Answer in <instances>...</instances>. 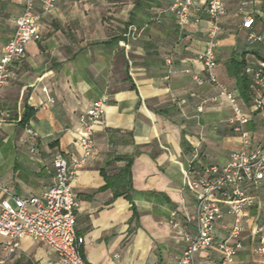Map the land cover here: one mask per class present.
I'll return each instance as SVG.
<instances>
[{"label": "crops", "instance_id": "0c3cea01", "mask_svg": "<svg viewBox=\"0 0 264 264\" xmlns=\"http://www.w3.org/2000/svg\"><path fill=\"white\" fill-rule=\"evenodd\" d=\"M171 1L58 0L54 11L38 10L41 38L11 65L0 90V198L11 203L2 189L41 196L54 183V158L81 156V118L94 101L107 99L93 154L73 182L76 233L88 264H178L185 244L172 214L184 224L195 211L186 171L199 163L223 166L241 145L228 100L209 82L197 86L193 80L206 79L198 54L207 43V0H192L193 17L184 27L164 12ZM224 7L215 74L237 97L250 120L247 130L260 142L264 111L253 110L251 92L249 102L242 96L237 66L264 60L247 39L250 31L264 30V0H224ZM22 12L20 0H0V59ZM247 18L254 25L245 26ZM28 127L38 134L33 142ZM222 209L217 240L229 236L233 223L228 207ZM261 215L259 206L246 211L245 230L236 239L243 249L230 264H259L250 231ZM6 241L0 235V264H46L57 257L29 237L10 254ZM195 259L223 262L216 246Z\"/></svg>", "mask_w": 264, "mask_h": 264}, {"label": "built area", "instance_id": "2783aa9c", "mask_svg": "<svg viewBox=\"0 0 264 264\" xmlns=\"http://www.w3.org/2000/svg\"><path fill=\"white\" fill-rule=\"evenodd\" d=\"M57 1L20 0L23 12L16 21L15 33L4 47L0 59V90L10 78L11 65L24 58L26 46L30 42L41 38L37 11H54ZM193 6L192 0H172L164 12L173 15L178 25L184 27L190 24ZM206 13L209 23L207 43L198 54L206 79L194 75L193 80L197 86L209 82L218 88L219 96L228 100L234 114L232 131L240 139L241 145L230 153L228 163L223 166L199 163L186 171V186L194 198L195 211L186 216L184 224L176 220V213L172 214V224L181 231L185 244L178 264H196L195 255L214 246L222 253V264L232 263L243 249V243L236 239L245 230L246 211L256 206L262 208V215L254 222L250 237L257 242L259 264H264V135L260 142L254 141L246 128L249 117L244 114L234 93L215 74L216 49L222 31L221 19L225 14L224 0H207ZM199 21L196 18L195 23ZM254 22V18H247L245 26L251 27ZM247 39L251 44H264V30L259 33L250 31ZM168 64L171 65L170 60ZM244 73L249 80L253 110L264 111V60L247 64ZM189 96L195 98L197 94L190 91ZM212 100H216V97ZM206 102L198 108L200 113ZM106 106V98L96 100L82 116L83 133L77 142L82 151L81 156L71 161L62 155L56 156L53 160L54 183L41 196L21 197L12 194L7 188L2 189L13 200L11 203L6 198H0V235L6 238L4 245L10 254L16 253L21 241L29 237L45 243L57 254L55 259L46 264H88L81 251L84 239L76 233L79 203L73 193V182L78 171L93 154L95 125L102 120ZM26 134L29 142L35 141L38 136L29 127L26 128ZM30 147L35 151L34 143ZM223 206L228 207L233 223L229 236L217 240L216 225L224 218Z\"/></svg>", "mask_w": 264, "mask_h": 264}, {"label": "trees", "instance_id": "16d2710c", "mask_svg": "<svg viewBox=\"0 0 264 264\" xmlns=\"http://www.w3.org/2000/svg\"><path fill=\"white\" fill-rule=\"evenodd\" d=\"M237 81L241 90L242 96L249 102L250 101V90H249V80L244 73V63L240 62L237 66ZM29 113L24 115V120L22 123H26L29 119Z\"/></svg>", "mask_w": 264, "mask_h": 264}, {"label": "rangeland", "instance_id": "374dc122", "mask_svg": "<svg viewBox=\"0 0 264 264\" xmlns=\"http://www.w3.org/2000/svg\"><path fill=\"white\" fill-rule=\"evenodd\" d=\"M253 49L254 51H256L255 53L257 54V55H259V57H262V58H264V46L263 45H261V44H254V45H252L251 47H250V49ZM251 49V50H252ZM252 50V51H253Z\"/></svg>", "mask_w": 264, "mask_h": 264}]
</instances>
